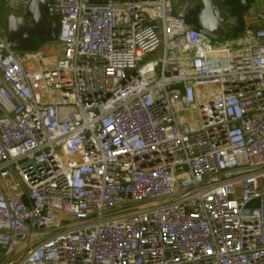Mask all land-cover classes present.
<instances>
[{
	"label": "built area",
	"instance_id": "1",
	"mask_svg": "<svg viewBox=\"0 0 264 264\" xmlns=\"http://www.w3.org/2000/svg\"><path fill=\"white\" fill-rule=\"evenodd\" d=\"M46 14L0 21V264H264V10L238 46L175 0Z\"/></svg>",
	"mask_w": 264,
	"mask_h": 264
},
{
	"label": "water",
	"instance_id": "2",
	"mask_svg": "<svg viewBox=\"0 0 264 264\" xmlns=\"http://www.w3.org/2000/svg\"><path fill=\"white\" fill-rule=\"evenodd\" d=\"M177 11L185 15L197 10L196 24L213 37L231 33L235 22L232 8L226 0H175ZM47 0H31L24 13L11 14L6 20L7 38L18 44L20 51H33L35 38L54 42L58 36V23L47 16ZM30 20L31 25H28Z\"/></svg>",
	"mask_w": 264,
	"mask_h": 264
},
{
	"label": "trees",
	"instance_id": "3",
	"mask_svg": "<svg viewBox=\"0 0 264 264\" xmlns=\"http://www.w3.org/2000/svg\"><path fill=\"white\" fill-rule=\"evenodd\" d=\"M251 2L252 0H248ZM227 4L231 6L232 8V17L235 18L236 21V26L233 27L232 31L230 34L225 35L228 36L226 39H230L232 37H237L239 34H243V22H242V16L243 14L247 11L248 7L244 6L240 3V0H226ZM197 10L193 11L188 15V19L194 23L196 26V16ZM49 42L46 41L44 44H48Z\"/></svg>",
	"mask_w": 264,
	"mask_h": 264
},
{
	"label": "crops",
	"instance_id": "4",
	"mask_svg": "<svg viewBox=\"0 0 264 264\" xmlns=\"http://www.w3.org/2000/svg\"><path fill=\"white\" fill-rule=\"evenodd\" d=\"M247 7H248L247 11L242 16L243 34L245 30L256 28L260 25L256 16L259 11L264 10V0H255V1L252 0L251 2H249V5ZM231 20L235 22V26H236L235 18L231 17Z\"/></svg>",
	"mask_w": 264,
	"mask_h": 264
},
{
	"label": "rangeland",
	"instance_id": "5",
	"mask_svg": "<svg viewBox=\"0 0 264 264\" xmlns=\"http://www.w3.org/2000/svg\"><path fill=\"white\" fill-rule=\"evenodd\" d=\"M8 12H9V10L6 7H4L2 4H0V14H1L0 21H1V23L4 22V20L6 18L5 17V14H7ZM227 37L228 36H225V37L224 36H221V37H219V41L225 42L227 40L226 39ZM244 37H245L244 34H239L237 37L230 38L231 39L230 41H233L234 42V45L235 46H238L239 43L240 44L242 43V41L244 40ZM47 42L50 43V41H47ZM44 43H46V40H44L42 37H36L35 38V44H36V47L37 48H40V47H43L44 45H46ZM49 48H52V47H49ZM47 50H50V49H47ZM54 52H58V50L56 49ZM155 56L156 55H153V57H155Z\"/></svg>",
	"mask_w": 264,
	"mask_h": 264
},
{
	"label": "flooded vegetation",
	"instance_id": "6",
	"mask_svg": "<svg viewBox=\"0 0 264 264\" xmlns=\"http://www.w3.org/2000/svg\"><path fill=\"white\" fill-rule=\"evenodd\" d=\"M3 24L6 25V20H5V22H3Z\"/></svg>",
	"mask_w": 264,
	"mask_h": 264
}]
</instances>
